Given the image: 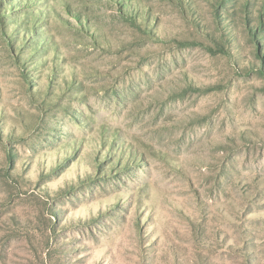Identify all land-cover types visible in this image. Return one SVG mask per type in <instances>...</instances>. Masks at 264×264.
<instances>
[{
  "label": "rangeland",
  "instance_id": "obj_1",
  "mask_svg": "<svg viewBox=\"0 0 264 264\" xmlns=\"http://www.w3.org/2000/svg\"><path fill=\"white\" fill-rule=\"evenodd\" d=\"M0 264H264V0H0Z\"/></svg>",
  "mask_w": 264,
  "mask_h": 264
}]
</instances>
